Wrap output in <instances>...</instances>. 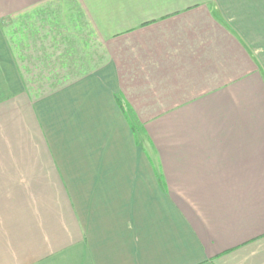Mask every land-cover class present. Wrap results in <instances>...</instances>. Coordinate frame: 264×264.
Returning a JSON list of instances; mask_svg holds the SVG:
<instances>
[{
	"label": "crops",
	"instance_id": "1",
	"mask_svg": "<svg viewBox=\"0 0 264 264\" xmlns=\"http://www.w3.org/2000/svg\"><path fill=\"white\" fill-rule=\"evenodd\" d=\"M0 264H264V0H0Z\"/></svg>",
	"mask_w": 264,
	"mask_h": 264
},
{
	"label": "trees",
	"instance_id": "2",
	"mask_svg": "<svg viewBox=\"0 0 264 264\" xmlns=\"http://www.w3.org/2000/svg\"><path fill=\"white\" fill-rule=\"evenodd\" d=\"M121 103V107L125 110V106L122 104V102H120Z\"/></svg>",
	"mask_w": 264,
	"mask_h": 264
},
{
	"label": "rangeland",
	"instance_id": "3",
	"mask_svg": "<svg viewBox=\"0 0 264 264\" xmlns=\"http://www.w3.org/2000/svg\"><path fill=\"white\" fill-rule=\"evenodd\" d=\"M120 101V100H119Z\"/></svg>",
	"mask_w": 264,
	"mask_h": 264
}]
</instances>
